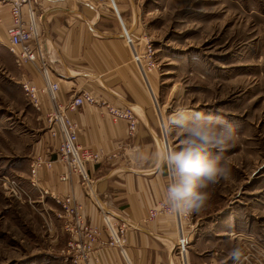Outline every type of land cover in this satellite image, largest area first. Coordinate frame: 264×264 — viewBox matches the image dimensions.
Wrapping results in <instances>:
<instances>
[{"label":"rangeland","instance_id":"rangeland-1","mask_svg":"<svg viewBox=\"0 0 264 264\" xmlns=\"http://www.w3.org/2000/svg\"><path fill=\"white\" fill-rule=\"evenodd\" d=\"M93 1L91 6L104 12L99 26L116 25L121 37L126 31L131 33L134 43L122 39L147 96L151 114L147 117L155 123L152 132L159 138L164 167L161 138L168 140L172 150H179L181 143L179 134L165 127L175 107L184 104L218 111L235 128L237 135L223 153L231 174L209 185L210 199L199 213L192 214L188 264H193L191 251L196 253L195 264H264V0H120L115 7L119 13L123 9L122 28L107 7L108 0L105 4ZM96 16L91 23L97 21ZM147 45L153 51L154 67L145 80L132 48L140 55ZM21 69L7 44L0 42V179L16 180L20 187L19 192L8 191L0 180V264H71L59 251L64 248V237L52 243L46 235L51 222L30 211L24 186L10 174L30 165L36 155L30 160V142L40 133L38 129L47 130L51 110L44 112L32 104L17 74ZM169 217L176 241V221ZM58 219L64 234L65 220ZM217 224L229 228L214 233ZM196 236L201 240L195 244ZM173 245L174 263L183 264ZM233 248L241 250L239 260L231 257Z\"/></svg>","mask_w":264,"mask_h":264},{"label":"crops","instance_id":"crops-1","mask_svg":"<svg viewBox=\"0 0 264 264\" xmlns=\"http://www.w3.org/2000/svg\"><path fill=\"white\" fill-rule=\"evenodd\" d=\"M90 1L93 0H40L39 30L51 78L59 82L60 100L69 99L89 88L98 98L116 106L130 107L139 118V127L137 133L129 137L126 123L111 121L102 106L85 105L69 112V117L77 124L79 144L100 151L102 160L87 165L91 176L89 185L82 183L74 174L68 180L60 181L59 175L65 168L54 163L52 168L39 171L38 187L60 197L73 195L82 205V213L89 222L100 224L103 209L113 220L128 226V261L117 248L103 246L96 248L89 260L79 264H175L172 253L175 243L173 219L165 216L146 221L149 207L156 200L166 197L168 183L160 141L152 132L155 123L149 118L147 96L138 82V74L130 62L131 52L123 42L121 31L116 25L99 26L102 24L98 20L104 12L100 8L96 10ZM108 1L107 7L119 18L122 28L124 25L120 15L123 9L120 8L119 13L115 7L116 4L120 5V0ZM93 14H97V21L91 23ZM89 22L100 35L93 32ZM9 23L8 10L0 8L1 43L7 44L6 27ZM17 74L37 87L42 86L39 72L32 64L26 65ZM40 102V110L48 112L52 109L47 95L41 94ZM38 131L40 133L30 142V160L39 152L54 151L58 141L50 138L46 128ZM48 157L52 158L53 155L49 154ZM28 171L29 164L23 170L15 169L10 174L15 175L24 186L25 195L32 204L29 205L30 211L40 220L51 222L46 235L52 239V243L56 244L61 235L64 237V248L59 251L72 264L75 253L67 248L69 234L65 231L62 234L60 229V206L50 196L40 195L36 188L30 187ZM213 226L208 227L209 232ZM215 226L214 233L229 228H221V224ZM199 240L201 238L196 236L194 243ZM189 257L195 264L196 253L191 251Z\"/></svg>","mask_w":264,"mask_h":264},{"label":"built area","instance_id":"built-area-1","mask_svg":"<svg viewBox=\"0 0 264 264\" xmlns=\"http://www.w3.org/2000/svg\"><path fill=\"white\" fill-rule=\"evenodd\" d=\"M106 1L96 0L98 4H103ZM0 8L8 10L10 23L6 27L7 48L14 56L15 65L19 68H24L28 64L34 65L42 79V86L37 87L29 79L21 78L22 88L37 109L41 105L40 95L45 94L48 96L52 109L47 113V131L50 138L58 140L54 151L45 150L39 152L30 162L29 184L31 187L36 188L40 195L50 196L61 207L63 214L59 216L64 218V230L69 234L67 248L68 251L73 250L75 253L73 264L86 262L96 248L103 246L117 248L127 260L126 235L129 228L125 223L113 221L111 216L103 209L101 211L100 224L87 221L81 211L82 205L76 201L73 195L68 194L60 197L47 189H39L38 174L39 171L50 169L54 163H58L65 168V171L59 175L60 181H66L71 174H74L79 177L82 183L88 185L91 183L87 165L99 163L102 160V153L79 144L77 124L69 117V112L79 110L85 105L102 106L111 121H123L126 123L129 137L137 133L139 118L130 107L116 106L103 98H98L89 88L79 91L69 99L60 100L58 95L60 90L59 82L51 78L50 66L40 36V0H0ZM128 38L131 43H134L131 33ZM146 47L147 49L142 50L143 52L140 55L137 54L134 46L132 48L134 51L133 56H136L140 72L145 80H147V73L154 67L152 60L153 51L150 45ZM161 142L164 147V157V154L172 149L166 138L162 137ZM49 154L53 155V157H48ZM165 167L166 177L169 182L170 170L167 164ZM3 186L8 191L15 190L14 192H19L20 189L16 180L7 178L4 179ZM160 216L174 217L179 233L175 241L176 256L183 264H188V241L194 230H191L193 225L192 214L174 211L168 204L166 196L156 200L149 207L146 220L150 222ZM103 236L104 239H101Z\"/></svg>","mask_w":264,"mask_h":264},{"label":"clouds","instance_id":"clouds-1","mask_svg":"<svg viewBox=\"0 0 264 264\" xmlns=\"http://www.w3.org/2000/svg\"><path fill=\"white\" fill-rule=\"evenodd\" d=\"M165 127L181 139L179 150L164 154L170 170L167 201L177 213H199L210 199V184L227 179L231 169L223 153L236 137L233 124L220 112L200 111L181 104L170 111ZM223 161V162H222ZM239 260L241 250L230 253Z\"/></svg>","mask_w":264,"mask_h":264},{"label":"bare ground","instance_id":"bare-ground-1","mask_svg":"<svg viewBox=\"0 0 264 264\" xmlns=\"http://www.w3.org/2000/svg\"><path fill=\"white\" fill-rule=\"evenodd\" d=\"M122 35H123V37H126V39H129V38H128V35H130V31H126V32H125V36H124V34H122Z\"/></svg>","mask_w":264,"mask_h":264}]
</instances>
